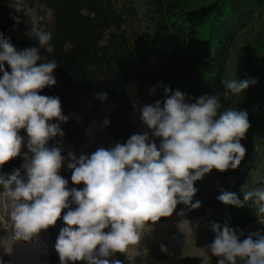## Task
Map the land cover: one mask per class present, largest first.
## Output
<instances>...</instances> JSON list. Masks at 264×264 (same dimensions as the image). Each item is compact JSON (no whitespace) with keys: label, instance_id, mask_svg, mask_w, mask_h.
<instances>
[{"label":"clouds","instance_id":"9594fccd","mask_svg":"<svg viewBox=\"0 0 264 264\" xmlns=\"http://www.w3.org/2000/svg\"><path fill=\"white\" fill-rule=\"evenodd\" d=\"M22 6V0H17L16 10ZM26 35L35 38L38 46L17 50L0 32V166L21 155L25 138L20 130L27 133L28 152L23 153L21 165L24 174L17 171L5 178L7 174L0 172L14 239L30 241L54 226L67 209L62 217L65 226L54 245L60 264L80 260L122 264L109 257L138 244L147 222L170 217L179 203L199 208L200 201L193 203L198 191L194 182L213 169H236L244 159L247 150L241 140L250 128L247 111L222 109L220 93L188 102L185 93L167 86L163 100L139 110L151 137L160 139L159 147L145 132L133 134L124 144L99 147L90 155H62L58 144L49 147L48 142L64 136L60 124L68 117L58 96L40 94L56 84L57 61L41 55V49L53 52L52 34L34 26ZM255 83L252 78H222L223 96L239 95ZM154 91L155 87L150 89ZM98 98L107 99V93ZM108 123L105 119L104 124ZM65 161L72 170L71 181L83 183L82 190H69L68 180L59 175ZM217 199L238 208L248 205L264 224V186L243 191V200L224 190ZM210 229L215 237L207 247L218 258L217 264H264V229L243 240L227 221L223 225L212 221ZM160 249L168 251L163 243ZM201 257L202 264H210L207 252Z\"/></svg>","mask_w":264,"mask_h":264},{"label":"trees","instance_id":"16d2710c","mask_svg":"<svg viewBox=\"0 0 264 264\" xmlns=\"http://www.w3.org/2000/svg\"><path fill=\"white\" fill-rule=\"evenodd\" d=\"M16 4L17 0H0V32L17 50L38 46L35 38L26 35L34 26L44 27L52 34L53 52L41 49V55L57 61L53 72L56 84L45 87L40 94L58 96L68 121L60 124L64 136L49 140V147L58 144L66 156L65 141L83 139L80 117L103 125L111 140L105 148L126 143L133 134H139L131 120L136 105L163 100L167 86L185 93L188 102H195L205 94L220 93L222 109L247 111L250 128L241 140L246 155L236 169L224 172L213 169L194 182L198 191L193 203L200 201L201 206L192 209L179 203L170 217L160 220L201 217L208 209L224 204L217 199L222 190L238 195L258 163L264 169V31L258 30L244 46L251 64V75L244 79L252 78L257 83L227 99L221 84L222 78H229L227 66L237 37L264 18V0H22L21 11L16 10ZM5 68L10 71L6 62ZM153 87L155 91L150 92ZM105 92L107 100L114 105L109 111L100 108L103 100L98 94ZM105 119L109 121L107 125ZM20 135L25 138L21 155L0 166V172L7 174L5 178L17 171L24 174L21 165L26 130L21 129ZM159 143L158 138V147ZM73 153L77 157L81 155L75 148ZM59 175L68 180L69 190L84 187L83 183L71 181L72 170L68 169L67 161ZM259 186H264V176L252 188ZM69 202L74 209L76 205L71 203V198ZM66 211L62 210L57 223L46 229L55 243L65 226L62 217ZM261 229L264 224L238 235L243 240L249 233ZM6 232V225L0 220V264H10L2 243ZM45 250L40 252L43 261L60 264L55 248ZM117 259L122 264H202V258L164 252L160 248L134 255L117 252ZM217 261L216 256L210 257V264Z\"/></svg>","mask_w":264,"mask_h":264},{"label":"rangeland","instance_id":"374dc122","mask_svg":"<svg viewBox=\"0 0 264 264\" xmlns=\"http://www.w3.org/2000/svg\"><path fill=\"white\" fill-rule=\"evenodd\" d=\"M258 30L264 31V18L260 20L253 28L240 33L231 49V54L228 62L229 79H244L251 75L250 62L245 56V42L248 38L255 35ZM113 103L107 99H103L101 109L109 111L113 108ZM144 106L143 102H139L131 113V120L136 126L139 134L149 132L151 137V130L140 120V108ZM80 122L83 127V139L80 142L65 141V154L73 153V148L77 149L81 154L87 155L94 152L99 147H106L110 145L109 140L105 134L102 124L95 122H88L80 117ZM158 145V138L151 137ZM28 152L27 147L25 152ZM264 176V169L262 163L252 171L251 178L243 184L239 191V198L243 200V191L251 190L254 183ZM251 203V202H249ZM9 204L7 198L3 195V190L0 191V219L6 224L7 232L2 237V243L9 254L10 264H48L43 261L40 252L51 251L55 247V241L50 237L47 230L34 236L30 241L16 240L12 236L11 225L8 217L10 209L6 207ZM219 210V211H218ZM226 215V217H224ZM215 221L223 225L225 221L229 226L237 229V234L248 233L255 229L260 223L259 218L254 214V209L245 205L238 208L232 205H221L214 209H208L207 212L201 216L190 219H178L174 221L159 220L155 223L147 222L141 233V239L136 245H129L126 250L128 254L143 252L152 248H160L163 243L169 251H173L180 255H190L202 258L201 255L207 252L209 258L212 256L208 245H210L215 237V233L210 229V222ZM117 259V253L115 254ZM69 264L74 262L69 261ZM87 264V263H86Z\"/></svg>","mask_w":264,"mask_h":264},{"label":"crops","instance_id":"0c3cea01","mask_svg":"<svg viewBox=\"0 0 264 264\" xmlns=\"http://www.w3.org/2000/svg\"><path fill=\"white\" fill-rule=\"evenodd\" d=\"M212 209H214V208H212ZM219 211V210H218Z\"/></svg>","mask_w":264,"mask_h":264},{"label":"built area","instance_id":"2783aa9c","mask_svg":"<svg viewBox=\"0 0 264 264\" xmlns=\"http://www.w3.org/2000/svg\"><path fill=\"white\" fill-rule=\"evenodd\" d=\"M2 220V219H1Z\"/></svg>","mask_w":264,"mask_h":264}]
</instances>
